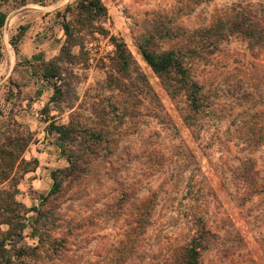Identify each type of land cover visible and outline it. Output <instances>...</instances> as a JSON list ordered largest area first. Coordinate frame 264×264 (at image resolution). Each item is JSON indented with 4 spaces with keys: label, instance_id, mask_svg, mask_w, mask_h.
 I'll use <instances>...</instances> for the list:
<instances>
[{
    "label": "rangeland",
    "instance_id": "374dc122",
    "mask_svg": "<svg viewBox=\"0 0 264 264\" xmlns=\"http://www.w3.org/2000/svg\"><path fill=\"white\" fill-rule=\"evenodd\" d=\"M72 1L8 0L2 7L7 16L0 30V147L14 145L13 158L4 163L0 160L2 166L13 164V169H8L7 180H2L0 172V189L15 190L17 201L26 207L37 205L41 196L50 191L52 172L69 163L68 154L62 151L51 124H67L72 114L89 126L100 120L111 126L118 124L112 111L116 94L106 82L114 51L111 35L126 43L176 129L167 128L147 115L138 129L120 140L112 162L111 159L106 163L95 162L82 183L65 177V197L58 207L62 218L56 230L65 234L67 225L78 224L73 236L76 232L82 233V241L72 242L80 247H72L77 249V258L59 261L43 252L40 259L29 255L22 262L95 264L100 261L125 225V216L111 215L113 212L108 206L115 201L116 191L129 184L132 192L141 196L153 190L160 191V195L154 223L146 233L144 253L126 264H157L169 247L188 238L193 211L204 213L208 227L225 238L231 226L243 237L239 250L231 257L232 264H260V257L264 258L260 251V234H264V216L260 218V212H264V199L257 195L240 206L237 198L242 191L238 193V185L231 182L229 168L244 148L236 137L233 121L250 112L248 105H240L238 99L252 87L260 90V83L253 78L260 74L264 56L251 54L242 41L231 38L210 64L198 65V73L207 86L217 90L221 83L216 101L226 109L220 115L222 119L212 121L209 130L196 141L182 123L159 77L144 62L136 46L137 35L147 28L154 12L177 10L188 0H101L107 9V19L102 25L108 35L77 33L75 42L81 45L72 47L74 60L60 62L63 95L50 101L54 94L52 81L43 80L41 75L44 62L53 60L64 43L60 15L65 4ZM235 3L256 5L264 0H203L195 6L192 3L193 11L181 16L179 23L187 29L196 28L209 22L217 9ZM77 18L76 10L67 13V20L73 25ZM12 42L17 44V54ZM234 76L242 79V84L234 81ZM257 104L260 106V102ZM183 153L187 156V166H184ZM254 156L260 168V149ZM5 229L4 225L0 228ZM37 242L38 237L32 236L28 226L17 247ZM153 255H156L154 260ZM215 257L216 252H206L203 264Z\"/></svg>",
    "mask_w": 264,
    "mask_h": 264
},
{
    "label": "trees",
    "instance_id": "16d2710c",
    "mask_svg": "<svg viewBox=\"0 0 264 264\" xmlns=\"http://www.w3.org/2000/svg\"><path fill=\"white\" fill-rule=\"evenodd\" d=\"M7 1L0 0V30L6 21L7 13L2 7ZM202 1L188 0V3L186 1L178 6L177 10L154 12L153 17L148 20L147 28L136 38V46L142 59L159 77L160 84L174 102L182 123L196 141L209 130L212 121L222 119L220 115L226 109L216 101L217 93L222 89L221 83L217 90L207 86L198 73V65L210 64L222 45L231 38L242 41L251 54L264 56V3L231 4L217 9L209 22L196 28L187 29L181 25L179 18L193 11L191 4L195 6ZM73 10L77 11L78 16L74 25L67 20V13H72ZM60 17L65 40L53 60L43 61L45 68L41 75L43 80L52 81L54 94L50 101L63 95L60 62L71 63L74 60L72 47L81 45L80 42H75L77 33L85 36L95 32L108 35L102 25L107 19V9L101 0H74L65 6ZM96 22L98 24L94 26ZM110 42L114 45V51L110 57V69L106 72V82L116 94V104L112 111L116 113L118 124L111 126L109 122L100 120L89 126L72 114L67 124L50 125L58 135L62 151L68 154V166L52 172V187L46 195L41 196L37 205L26 207L17 201L15 190L0 189V228L2 225L6 228L0 230V264H38V261L27 263L22 262V259L29 255L40 259L43 252L51 257L55 256L59 261L63 258H77V249L73 250L72 247L78 246L72 242L82 241V233L76 232L73 236L78 224L67 225L65 234L56 230L59 229L58 221L62 218L58 207L65 197L64 178L82 183L90 175L95 162L106 163L110 159L112 162L120 140L131 130L138 129L147 115L160 124L164 123L167 128L176 129L172 124V117L165 110L126 43L113 35L110 36ZM12 46L17 54V44L12 42ZM234 79L242 84V79L237 76ZM253 79L260 83V90L252 87L238 99L240 105H248L250 112L237 122L233 121L236 137L244 145L242 155L229 168L231 182L238 185V193L242 191L237 198L240 206L257 195L264 199V66L261 65L260 74ZM227 134L231 132L227 131ZM13 145L0 147L1 163L13 158ZM206 145L210 146L211 142H206ZM201 149L206 153L204 145ZM259 149L260 168L259 160L254 156ZM182 158L184 166H187L185 153ZM22 161L24 162L23 159ZM12 165L11 163L6 167L0 164L3 181L9 178L8 169H13ZM116 193L115 201L108 207L113 212L111 215L118 216L120 213L125 216L124 229L109 246L106 256L95 264H126L135 256L139 258L144 253L146 233L154 223V210L160 191L153 190L150 194L141 196L132 192L129 184H124ZM260 213L262 218L264 212ZM28 226L32 230V236L38 237V242L17 247ZM230 228L225 238L208 227L204 213L193 211L188 238L169 247L165 252L166 256L158 260L157 264H203V256L208 251L216 252V257L208 264H232L231 257L239 250L243 237L234 226ZM260 251L264 253V234H260ZM155 256H152V260ZM260 264H264L262 257Z\"/></svg>",
    "mask_w": 264,
    "mask_h": 264
},
{
    "label": "crops",
    "instance_id": "0c3cea01",
    "mask_svg": "<svg viewBox=\"0 0 264 264\" xmlns=\"http://www.w3.org/2000/svg\"><path fill=\"white\" fill-rule=\"evenodd\" d=\"M73 2V1H72ZM72 2H68V3H66L65 5H67V4H69V3H72Z\"/></svg>",
    "mask_w": 264,
    "mask_h": 264
}]
</instances>
